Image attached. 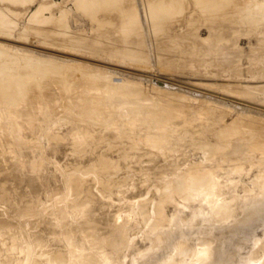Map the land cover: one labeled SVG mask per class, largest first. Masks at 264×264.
Instances as JSON below:
<instances>
[{"label":"rangeland","instance_id":"374dc122","mask_svg":"<svg viewBox=\"0 0 264 264\" xmlns=\"http://www.w3.org/2000/svg\"><path fill=\"white\" fill-rule=\"evenodd\" d=\"M175 1L183 9L174 11L172 4L171 12L161 11L164 23V17L169 14L167 27L162 22L166 28L161 26L158 34L144 40L139 33L131 36L126 28L123 30L124 17L123 21L119 20L121 15L130 12L135 2L122 8L129 12L121 11V15L113 18L100 17L97 5L95 8L99 11H95L99 16L86 17L77 6L79 0H0V17H3V21L0 18V85L15 80L9 85L10 91L19 93H12L15 95L12 100L11 95L6 98L0 93V186L4 184L9 190L7 193L15 195L19 189L24 192L26 186L30 187V179L33 182L36 178L42 186L34 194L35 200L20 194L25 202L26 198L35 201L29 207L27 202L20 203L22 198L17 194L19 206L24 211L28 208L25 216L18 202L15 207L13 201L11 207L0 201V264H264V0H231V3L215 0L217 4L208 0L214 3L211 6L207 0L206 3L204 0L202 3L201 0ZM136 2L141 5L139 0ZM136 5L133 11L139 12L134 15L131 11L130 17H138L144 8ZM66 11L67 24L63 22ZM224 11L227 20L222 16L224 20L217 23L215 13ZM202 15L214 24L208 25L210 21L205 18V25ZM246 15L250 16L249 21L243 18ZM197 18L203 21L197 24ZM161 19L159 22L155 18L158 23ZM115 23L119 30L122 28L121 33ZM46 31L52 34L53 41L41 37ZM125 32L131 37H124ZM136 40L147 45L141 46ZM30 52L45 57L49 53L63 55L69 61H63L66 63L64 67L63 62L57 66L59 69L48 67L39 56L31 54L30 60ZM36 61L45 67L38 64L36 70L32 66ZM91 64L112 69H104L106 75L110 70L114 72L110 71V80L104 73L103 77L111 82L112 88L115 85L114 90L120 83L142 85L143 91L157 100L150 98L149 101L141 92V96L136 93L139 97L134 93L137 98L130 92L136 98L132 100L126 92L127 97L115 96L120 100L114 101L111 92L114 90L109 91L111 84L106 82L110 87L105 84L107 90L102 86L103 93L107 90L113 96L105 94L112 104L103 106L105 113L100 115L96 109H102L101 105L93 110L83 104L91 94L102 92L93 88L95 78L90 75L98 69L87 71L92 68ZM127 71L133 80L139 75L140 80L147 81L145 75H156L178 88L158 86L152 80L146 85L131 83L125 78ZM139 87L135 89L141 91L143 88ZM26 100L28 103H23ZM82 100L84 106L80 105ZM152 101L156 107L148 105ZM166 104L172 107L168 109ZM132 106L134 113L139 108L135 115ZM116 107L120 112L123 110L122 115L116 116ZM121 107L127 109L124 111ZM155 112L161 116L157 117ZM168 113L172 115L168 117ZM91 129L94 138H86V132H92ZM16 154L26 161L22 157L17 161ZM32 161L38 164L40 161L44 167L39 168L40 164L34 167L37 163ZM30 164L39 168L34 169L39 171L35 176L31 175L34 171ZM28 168L32 173H26ZM68 178L75 185L71 191ZM2 186L0 191L4 190ZM196 190L200 193L204 190L206 200H203L204 191L200 194ZM207 191L211 192L206 194ZM61 196L66 198L63 200ZM53 212L63 220L59 226L53 223L56 221ZM95 220H100L99 226H94ZM117 221L126 225L120 226ZM47 222H52L53 227ZM110 224L113 225L110 228L119 231L113 233ZM22 239L28 240L21 242ZM15 244L24 250L17 252Z\"/></svg>","mask_w":264,"mask_h":264},{"label":"bare ground","instance_id":"6f19581e","mask_svg":"<svg viewBox=\"0 0 264 264\" xmlns=\"http://www.w3.org/2000/svg\"><path fill=\"white\" fill-rule=\"evenodd\" d=\"M7 1H8V0H7ZM177 1H178V0H177ZM184 1H185V0H184ZM193 1H194V0H193ZM199 1H200V0H199ZM199 1H198V2H199ZM202 1H203V0H201V3H202ZM207 1H208V0H207ZM218 1H219V0H218ZM4 2H5V0H4ZM76 2H77V1H76ZM130 2H131V3H132V2H135L134 4L132 3V6H131L132 9H129V11L131 12V11H133V7H134L135 4L139 5L138 2H136V0H92V1H90V0H85V1H83V2L79 0V3H80V4L77 3V6H78V8H81V10H82V12H83L84 14H86V17L91 16V15L93 16L94 14H96L97 16H99V14H97V13L100 12V14H101L100 17H105V16L110 15L111 17L114 18V17H116V16H118V15H121V14H122L121 11H123V13L127 12L128 10L124 11V10H122V8H124V6H126L127 4L130 5ZM175 2H176L175 0H139V3H141V5H142L144 8H143L142 10H140V13L137 14L138 17L133 16V15H132V17H130V15H129L130 12H129V11H128L129 13H127L128 16H127V14H126V16H125V15H121L122 18L119 17V18H121V19H119V20H122V21H123V17H124V20H125V21H124V24H122V25H124V26H122V27H123V30H124V28H126L127 31H126V30H124V31H126V32H128V33L131 32V34L129 33L131 36H132L133 34H135V33H136V34L139 33V35H142V37H143L144 40H146L148 36H152V35H154V34H158L160 31H159L158 33H157V31H158L160 28L164 27V25L162 26V22H163V24H165V23L168 21V20H167V16H169L168 13L171 12L169 9H171V7L173 6L172 4H174V6H175V7L173 6V8H175V9H173L174 11H178V10H180V9L182 8V7H180V6H176V5H175ZM181 2H182V1H181ZM188 2H189V1H188ZM191 2H192V1H191ZM198 2H197V3H198ZM204 2H205V0H204ZM213 2H215V0H214ZM213 2H212V4H211L210 1H208L207 4L209 3V5L211 6V5H214ZM221 2H222V1H221ZM229 2L231 3V0H229ZM183 3H184V2H183ZM192 3H193V2H192ZM205 3H206V2H205ZM205 3H203V4H205ZM217 3H218V2H217ZM217 3L215 2V4H217ZM224 3H226V4L228 5L227 2H224ZM230 3H229V4H230ZM176 4L178 5V3H176ZM189 4H190V3H189ZM193 4H194V3H193ZM207 4H206V5H207ZM81 5H82V6H81ZM96 5L100 8V11H99V8H98V10H96V8H97ZM137 5H136V6H137ZM141 5H139V6L142 7ZM179 5H181V4H179ZM196 5H197V4H196ZM196 5H195V6H196ZM209 5H207V6H209ZM247 5H248V4H247ZM95 6H96V8H95ZM136 6H135V7H136ZM139 6H137V7H139ZM181 6H182V5H181ZM202 6H203V5H202ZM220 6L222 7L223 5H220ZM249 6H250V5H249ZM127 7H129V6H126V8H127ZM140 7H139V8H140ZM158 7H159V8H158ZM188 7L190 8L191 5H188ZM192 7H193V6H192ZM214 7H215V6H214ZM217 7H218V6H217ZM223 7H224V6H223ZM226 7H227V6H226ZM126 8H125V9H126ZM139 8H138V9H139ZM193 8L195 9L196 7H193ZM199 8H201V7H199ZM215 8H216V7H215ZM140 9H141V8H140ZM182 9H183V8H182ZM205 9H206V8H205ZM217 9H219V7H218ZM2 10H3V8H2ZM95 10H96V11H99V12L96 13ZM163 10H164V11L169 10L168 13H167L168 15H166V13H164V14L166 15V17H164L165 15L163 16V14H162V16L164 17V20L166 21L165 23H164V21H162L163 18H162L161 15H160V14H161V11H162V13L164 12ZM196 10H197V9H196ZM212 10H213V9H212ZM222 10H223V9H222ZM224 10H225V8H224ZM119 11H120V12H119ZM136 11L139 12V10H136ZM136 11H135V12H136ZM217 11H218V10H217ZM256 11H257V10H256ZM256 11H255V12H256ZM135 12L133 11V14H134V15H136ZM259 12H260V11H259ZM0 13H1V10H0ZM119 13H120V14H119ZM210 13H211V12H210ZM222 13H223V15H222ZM222 13H221V14H220V13H215L214 16H217L215 19H216V20L218 19V20H217V23H218V22H221L220 20L223 19L222 16L225 15L226 17H228L226 14H224L225 11L222 12ZM11 14H12V13H11ZM65 14H66V15H65L64 18H63V20H64L63 22L67 24V23L69 22V19H68V21H67V14H68L67 11H66ZM175 14H176V13H175ZM198 14H199V13H198ZM247 14H248V13H247ZM1 15H2V13H1ZM1 15H0V16H1ZM96 15H94V16H96ZM158 15H159L162 19H161V18H157ZM185 16H186V15H185ZM202 16L204 17V15H202ZM202 16H199V18H201ZM205 16H206V15H205ZM225 16H224V18H225ZM9 17H11V16L9 15ZM125 17H126V18L128 17V18L125 19ZM207 17H208V16H207ZM247 17H250V16H249V15H248V16H247V15H246V16H243V18H247ZM0 18H1V17H0ZM2 18H3V17H2ZM2 18H1V19H2ZM96 18H98V17H96ZM155 18H156V20H158V19L160 20V19H161V23H158V22L155 20ZM205 18H206V17H204V22H205ZM212 18H213V16H211V19H212ZM240 18H241V17H240ZM105 19H106V18H105ZM193 19H194V18H193ZM193 19H192V20H193ZM202 19H203V18H202ZM202 19H201V20H202ZM207 19L210 21L209 17L206 18V21H207ZM225 19L227 20V18H225ZM37 20H38V19H37ZM42 20H43V19H42ZM159 20H158V21H159ZM201 20H200V19L198 20V18H197V22H196V20L193 21V22H194V23L196 22V23L198 24L199 22H202V21H203V20H202V21H201ZM212 20H214V19H212ZM216 20H215V21H216ZM223 20H224V19H223ZM247 20H248V18H247ZM1 21H3V19H2ZM4 21H5V19H4ZM48 21H49V19H48ZM65 21H66V22H65ZM106 21H108V19H107ZM198 21H199V22H198ZM215 21H212V22H215ZM248 21H249V20H248ZM253 21H254V20H253ZM45 22H46V21H45ZM159 22H160V21H159ZM171 22H172V21H171ZM171 22H170V23H171ZM204 22H203V24H204ZM0 23H1V22H0ZM39 23H40V22H39ZM47 23H48V22H46L45 24H47ZM103 23H105V22H103ZM116 23H117V22H116ZM116 23H115V24H116ZM119 23H122V22L119 21ZM168 23H169V22H168ZM189 23H190L189 25L191 26V23H192V22L190 21ZM196 23H195V24H196ZM207 23H208V25H209V23H211V21H210V22L207 21ZM249 23H250V22H249ZM66 24H65V25H66ZM166 24H167V23H166ZM166 24H165V25H166ZM197 24H196V25H197ZM200 24H201V23H200ZM203 24H202V25H203ZM213 24H214V23H211V25H213ZM252 24H253V23H251V25H252ZM254 24H255V23H254ZM0 25H1V24H0ZM104 25H105V24H104ZM116 25H117V24H116ZM193 25H194V24H193ZM205 25H206V22H205ZM208 25H207V26H208ZM161 26H162V27H161ZM246 26H247V25H246ZM119 27L121 28V24H120ZM166 27H167V25H166ZM166 27H164V28H166ZM36 28H37V27H36ZM66 29H67V28H66ZM116 29H118V25H117V28H116ZM140 29H143L142 33L139 32ZM49 30H50V28H49ZM118 30H119V29H118ZM123 30H122V28H121V30H119L120 33H121V31H123ZM160 30H162V29H160ZM60 31H61V30H60ZM126 32H125V34H124V37H127V36L129 35V34H127ZM134 32H135V33H134ZM55 33H57V32H55ZM132 33H133V34H132ZM61 34H62V32H61ZM122 34H123V32H122ZM122 34H121V36L119 35V38H121V39L123 38V37H122V36H123ZM126 34H127V35H126ZM42 35H44V36H41L42 38L44 37L43 39H45V40L50 39L51 41H53V40H52V37H53V36H52L51 33L49 34V31H48V32L46 31V33H42ZM125 35H126V36H125ZM130 35H129V36H130ZM139 35H135V36H139ZM46 36H47V37H48V36H51V37H50V38H49V37L47 38ZM131 36H130V37H131ZM133 36H134V35H133ZM55 38H56V37H55ZM68 38H69V37H68ZM126 39H127V38H126ZM141 39H142V38H141ZM141 39H139V40L141 41ZM143 39H142V40H143ZM50 40H49V42H50ZM47 41H48V40H47ZM128 41H129V40H128ZM133 41H134V40H133ZM147 41H148V40H147ZM122 42H123V41H122ZM143 42H144V41H143ZM136 43H138L137 40H136ZM139 43H140V42H139ZM139 43H138V44H139ZM0 44H2V42H0ZM140 44H142V42H141ZM144 44H145V43H143L141 46H143ZM136 45H137V44H136ZM145 45H147V43H146ZM145 45H144V46H145ZM193 45H194V44H193ZM0 46H1V45H0ZM115 47H116V46H115ZM122 48L125 49V47H122ZM162 48H164V47H161V49H162ZM165 48L169 49L170 47H169V48H168V47H165ZM126 49H127V48H126ZM143 49H144V48H143ZM170 49H172V48H170ZM133 50H134V49H133ZM165 50H166V49H165ZM161 51H162V50H161ZM161 51H160V52H161ZM45 52H47V51H45ZM157 52H158V51H157ZM166 53H167V52H166ZM15 54H16V53H15ZM28 54H29V53H28ZM31 54L34 55V56L36 55V56L41 57L42 60H43V63H44L46 66H48V67H57V66L61 65V63H62L63 61H65V60L67 61V59H65V56L63 57V55L60 56V55H56V54L49 53V56H51V57H49V56H48V57H47V56L45 57V56H41V55H39V54H37V53H35V52H30V54H29V55H30V56H29V57H30V60H31V58H32V57H31V56H32ZM157 54H158V53H157ZM163 54H164V53H163ZM2 55H3V54H2ZM2 55H1V56H2ZM161 55H162V53H161ZM6 56H8V55L6 54ZM6 56H5V57H6ZM156 56L158 57L159 55H156ZM164 56H165V55H164ZM1 58H2V57H1ZM6 58H7V57H6ZM24 58H26V57L24 56ZM4 59H5V58H4ZM4 59H3V60H4ZM33 59H34V58H33ZM63 59H64V60H63ZM69 59H70V58H69ZM159 59H160V56H159ZM3 60H2V61H3ZM8 60H9V59H8ZM25 60H26V59H25ZM34 60H35V59H34ZM79 60H80V59H79ZM14 61H15V60H14ZM28 61H29V60H28ZM68 61H69V60H68ZM68 61H67V62H68ZM0 62H1V61H0ZM18 62H19V61H18ZM41 62H42V61H41ZM22 63H23V62H22ZM43 63H40V64L38 63V64H39V66H40V65L43 66ZM65 63H66V62H63L62 67H64L63 65H64ZM70 63H71V62H70ZM74 63H75V62H74ZM76 63H78L77 60H76ZM82 63H84V62L81 61V64H82ZM20 64H21V61H20ZM33 64H35V65H32L33 68L36 69L37 67H35V66L38 65V64H37V61H36V63L34 62ZM67 64H68V63H67ZM86 64H87V62H86ZM88 64H89V63H88ZM88 64H87V65H88ZM97 64H98V63H97ZM99 64H100V63H99ZM5 65H6V64H5ZM24 65H26V64H24ZM68 65L70 66L71 64H68ZM72 65H73V63H72ZM74 65H75V64H74ZM77 65H80V61H79V63H78ZM83 65H84V64H83ZM83 65H82V66H83ZM89 65H90V64H89ZM89 65H88V66H89ZM6 66H7V65H6ZM18 66L20 67V65H18ZM100 66H101V65H100ZM110 66H111V65H110ZM24 67H25V66H24ZM44 67H45V66H43V68H44ZM78 67H79V66H78ZM78 67H77V68H78ZM80 67H81V65H80ZM91 67H92V68H91V69H88L87 71H91V72L93 71V72H94V69H98V71L96 70V72L94 73V75H92V74L89 72V73L91 74L90 76H93V77L95 78V81H94V83H93V88H94V89H100V90H102V92H101V95H100V94H96L95 92H93V94H94V93H95V94H94V95L91 94V97H90V98L87 97V98H89V99L85 98V102H84L83 104H84V105H85V104L89 105L90 107H88V108H93V107H95V106H98V104L101 105L102 107H103V106L108 107L109 105L112 104V102H109V101H108V100H110V99H108L109 97L119 96V97L121 98L122 95H123V97H127V94H125L126 92H128V95H129L130 98H132V100H135V99H136L135 97L138 96V94H136V93H139V96H141L143 93H145L144 95L147 97V100H149V101H150L151 99H152V100L154 99L155 101L157 100V98H153V96H152V98L149 97L150 94L148 95V93L144 92V91H143L144 88L142 87V85H140V82H142L141 84L144 83V84L146 85V83H147L149 80H150V81H151V80L153 81L154 78L160 80V78H158V77H157L156 75H154L153 73H152V74H153L154 76H152V75H145V76L147 77V81H143L142 78H144V74H140L142 80L139 79V78H140L139 75H138V79H134V80H133V78H131V76H130V71H127L126 73H127L128 76H130V78H128L127 75H125V76H126L125 78L130 79V80H131V83H132V81H133V82H137V83L139 82L138 84L140 85V87L137 86V85H134V86H135L136 88L139 87V89L142 87L143 89H140L141 91L136 90L135 87H133V84H131L132 86L130 85V83L127 84V82H126L127 79H126V81H124V82H126L127 86H125L126 84H125L124 82H123V84H125L124 86L122 85V83H120V85H122L123 87L120 86V85L118 86V85L116 84V86H118V87H117L118 89L115 88V90H114L113 88H114L115 85H114L113 88H112V84H111V82H109V80H110L109 76H111V73L114 74V72L111 71L112 69L109 68L108 66H107V67H106V66H105V67H102V66L99 67V65H98V66L96 65V67H94V64H91ZM8 68H10V67L8 66ZM39 68H40V67H39ZM57 68H58V67H57ZM67 68H68V67H67ZM73 68H74V67H73ZM81 68H82V67H81ZM101 68H103V69H101ZM106 68H108V70L111 69V70H110L111 73H110V71H108V74L106 75L105 73H107V71L104 70V69H106ZM4 69H6V68L4 67ZM45 69H47V68H45ZM50 69L53 70V68H50ZM58 69H59V68H58ZM64 69H65V68H64ZM68 69H70V68H68ZM75 69H76V68H75ZM79 69H80V68H79ZM79 69H78V70H79ZM84 69H85V68H83V69H81V70H84ZM113 69H114V68H113ZM18 70H19V69H18ZM26 70H27V69H26ZM36 70H37V69H36ZM36 70H34V71H36ZM40 70H41V68H40ZM42 70H43V69H42ZM42 70H41V71H42ZM54 70H55V72H57L56 69H54ZM54 70H53V71H54ZM62 70H63V69L61 68V71H62ZM66 70H67V69H66ZM71 70H72V68H71ZM102 70H104V71L102 72ZM143 70H144V69H143ZM27 71H28V70H27ZM41 71H40V73H41ZM141 71H142V70H141ZM36 72L39 73L38 71H36ZM66 72H67V71H66ZM73 72H76V71L73 70ZM78 72H79V71H78ZM23 73H24V72H23ZM23 73H22V74H23ZM37 73H35V74H37ZM86 73H87V72H86ZM103 73H104L106 76H105ZM126 73H125V74H126ZM132 73H134V72H132ZM149 73H150V72H149ZM75 74H76V73H75ZM80 74H81V73H80ZM84 74H85V73H84ZM117 74H118V73H117ZM137 74H138V73H137ZM108 75H109V76H108ZM133 75H134V74H132V76H133ZM25 76H26V79H27V75H25ZM50 76H51V75H50ZM50 76H49V77H50ZM81 76H82V75H81ZM87 76H88V75H87ZM90 76H89V77H90ZM103 76H105L106 78H109V80L107 81V79H106L105 77H103ZM135 76H136V75H135ZM52 77H54V76H52ZM73 77H74V76H73ZM93 77H92V78H93ZM133 77H134V76H133ZM50 78H51V77H50ZM55 78H56V77H55ZM85 78H86V77H85ZM134 78H135V77H134ZM9 79L11 80V78H9ZM40 79H41V78H40ZM86 79H88V77H87ZM89 79H90V78H89ZM105 79H106V81L104 82ZM161 79H162V78H161ZM12 80H13V79H12ZM27 80H28V79H27ZM48 80H49V79H48ZM50 80H51V79H50ZM59 80H60V79H59ZM78 80H81V79L78 78ZM78 80H76V81H78ZM145 80H146V79H145ZM162 80H163V79H162ZM164 80H165V79H164ZM173 80H174V79H173ZM7 81H9V80H7ZM7 81H6V82H7ZM13 81H15V80H13ZM13 81H12V83H14ZM76 81H75V82H76ZM81 81L83 82V80H81ZM175 81H176V80H175ZM40 82H41V80H40ZM79 82H80V81H79ZM79 82H78V83H79ZM91 82H92V79H91ZM91 82H90V83H91ZM103 82H104V83H103ZM106 82H107V83L109 82V85L111 84V87L108 86V85L106 84ZM128 82H129V80H128ZM165 82H166V81H165ZM169 82H170V81H169ZM12 83H11V81H10V82L3 83L2 85H0V93H1L3 96H6V98H9L10 95H11V97H10L11 100H12V96H13L14 93H15V95H17V94L19 95V93H16V92L13 93V92L10 91V86H9V85H11ZM29 83L33 84V82H30V81H29ZM37 83H38V82H37ZM137 83H135V84H137ZM170 83H171V82H170ZM15 84H17V82H16ZM53 84H54V83H53ZM57 84H58V83H57ZM82 84H83V83H81V86H82ZM105 84H106L107 87H110V88H109L110 90H109L108 88L105 87ZM149 84H153V83H149ZM154 84H156V83L154 82ZM171 84H173V83H171ZM33 85H35V84H33ZM55 85H56V84H55ZM89 85H90V84H89ZM128 85H129L130 87H129ZM156 85H158V84H156ZM156 85H155V86H156ZM16 86H17V85H16ZM18 86H19V85H18ZM31 86H32V85H31ZM90 86H91V85H90ZM102 86H104V87H103L104 89H107V90H109V91H111V89L114 90V92L111 91V92L113 93V94H112L113 96L109 95L110 93H108L107 90H104V93H103ZM151 86H153V85H151ZM155 86H154V87H155ZM158 86H159V85H158ZM25 87H26V86H25ZM82 87H83V86H82ZM85 87H86V86H85ZM30 88H32V87H30ZM71 88H72V87H71ZM83 88H84V87H83ZM168 88H169V87H168ZM174 88H175V87H174ZM20 89H21V88H20ZM33 89H35V87H34ZM36 89H37V88H36ZM43 89H44V88H43ZM57 89H58V88H57ZM79 89H80V88H79ZM149 89H150V88H149ZM156 89H158V87H156ZM15 90H16V89H15ZM68 90H70V87H69ZM68 90H67V91H68ZM81 90H82V88H81ZM84 90H85V89H84ZM90 90H91V89H90ZM90 90H88V91H90ZM177 90H178V89H177ZM177 90H176V91H177ZM20 91H21V90H20ZM20 91H18V92H20ZM32 91H33V90H32ZM34 91H36V90H34ZM34 91H33V92H34ZM42 91H43V90H42ZM58 91H59V90H58ZM79 91H80V90H79ZM105 91H107V93H105ZM25 92H26V91H25ZM37 92H38V91H37ZM44 92H45V90H44ZM44 92H43V93H44ZM59 92H60V91H59ZM86 92H87V91H86ZM86 92H85V93H86ZM90 92H91V91H90ZM90 92H89V93H90ZM130 92H131V94H133V95H134V93L137 95V96L134 95V96H135V97H134L135 99H133V95H132V97H131V94H129ZM140 92H141L142 94H141ZM151 92H152V90H151ZM157 92H161V91H158V90H157ZM12 93H13V94H12ZM26 93H27V92H26ZM28 93H29V92H28ZM38 93H39V92H38ZM38 93H37V94H38ZM45 93H46V92H45ZM68 93H69V91H68ZM70 93H71V90H70ZM20 94L22 95V93H20ZM47 94H48V93H47ZM86 94H87V93H86ZM105 94H106V95L108 94L109 97L106 98V95H105ZM124 94H125L126 96H125ZM140 94H141V95H140ZM15 95L13 96V98L15 97ZM59 95H60V97H61V94H59ZM108 95H107V96H108ZM153 95H154V97H155V95H156L155 92H153ZM33 96H36V95H33ZM46 96H47V95H46ZM139 96H138V97H139ZM22 97H23V96H22ZM44 97H45V96H44ZM119 97H118V98L115 97V98H112V99H113L114 101H115L116 99H117V100H120ZM123 97H122V98H123ZM138 97H137V98H138ZM4 98H5V97H4ZM4 98L2 97L1 99H4ZM6 98H5V99H6ZM36 98H37V97H36ZM38 98H39V94H38ZM38 98H37V99H38ZM45 98H46V97H45ZM150 98H151V99H150ZM160 98H161V97H160ZM16 99H20V96H17ZM28 99H29V98H28ZM54 99H55V98H54ZM54 99H53V100H54ZM59 99H60V98H59ZM112 99H111V101H112ZM127 99H128V98H127ZM13 100H14V99H13ZM29 100H31V99H29ZM45 100H46V99H45ZM86 100H87V101H86ZM14 101H15V100H14ZM26 101H27V102H26ZM26 101H24L23 103H28V100H26ZM35 101H36V100H35ZM78 101H79V100H78ZM155 101H154V103H153V101H152L150 104L148 103V105H151V104H154V105H155V103H156ZM174 101H175V100H174ZM16 102H17V101H16ZM48 102H49V101H48ZM75 102H76V101H75ZM82 102H83V100L81 101V104H80V105H83ZM171 102H172V104H174L173 101H171ZM7 103H8V102H7ZM76 103H80V102H76ZM139 103H140V102H139ZM1 104H2V101H1ZM169 104H171V103L169 102ZM169 104H168V105L166 104L167 107H168V109H169V107H172V106H169ZM8 105H9V104H8ZM25 105L27 106V104H25ZM72 105L75 106V103L72 104ZM84 105H83V106H84ZM135 105H137V104H135ZM135 105H134V106H135ZM154 105H153V106H154ZM6 106H7V105H6ZM101 106H100V108H101ZM137 106H138V105H137ZM8 107H9V106H8ZM10 107H11V106H10ZM20 107H21V106H20ZM72 107H73V106H72ZM75 107H79V106L76 105ZM75 107H73V108H75ZM86 107H87V106H86ZM139 107H141V106L139 105ZM155 107H156V105H155ZM165 107H166V106H165ZM165 107H164V108H165ZM69 108H70V107H69ZM79 108H80V107H79ZM79 108H78V109H79ZM98 108H99V107H98ZM98 108H97V109H98ZM117 108H118V107H116V108L114 109V111H115ZM122 108L124 109V107H121V110H122ZM173 108H174V107H173ZM173 108H170V109L173 110ZM175 108L177 109V107H175ZM181 108H182V107H181ZM183 108H185V107H183ZM222 108H224V107H222ZM225 108H226V107H225ZM229 108H230V107H229ZM6 109H7V108H6ZM51 109H52V108H51ZM97 109H96V112H97V111L101 112V113H100V115H101L102 112H104V109H105V108L103 107L102 109H98V110H97ZM110 109H111V108H110ZM118 109H120V108H118ZM118 109H117L116 112H115V113L117 114L116 116L122 115V111H123V110L120 112ZM126 109H127V108H126ZM126 109H124V111H125ZM131 109H133V106L131 107ZM131 109H130V110H131ZM135 109H137V107H136ZM138 109H139V108H138ZM138 109H137V110H138ZM1 110H2V109H1ZM4 110H5V109H4ZM7 110H8V109H7ZM15 110H17V109L15 108ZM20 110H21V108H20ZM79 110H80V109H79ZM93 110H95V108H93ZM130 110H129V108H128V112H129V114H132V113H130ZM137 110H135V111H136V112H135L136 114H137ZM159 110H160V109H159ZM159 110H158V111H159ZM112 111H113V110H112ZM138 111H139V110H138ZM154 111H156V110H154ZM231 111H232V110H231ZM1 112H2V111H1ZM6 112H7V111H6ZM8 112H9V111H8ZM99 112H97V113H99ZM119 112H120V114H118ZM132 112L134 113V109L132 110ZM180 112H181V111H180ZM180 112H179V114H180ZM213 112H214V111H213ZM13 113H16V112H13ZM37 113H38V112H37ZM75 113H76V112H75ZM104 113H105V112H104ZM126 113H127V112H126ZM135 113H134V115H135ZM155 113H156V112H155ZM158 113H159V112H158ZM158 113H156L155 115H157V117H158V116H161V115H159ZM211 113H212V112H211ZM29 114H30V112H29ZM41 114H42V113H41ZM129 114H128V115H129ZM169 114L172 115V113H168V117H170ZM3 115H5V114H3ZM15 115L17 116V114H14V116H15ZM163 115H164V114H163ZM183 115H184V114H183ZM210 115H211V114H210ZM19 116H20V115H19ZM84 116H85V115H84ZM111 116H112V114H111ZM129 116H131V115H129ZM132 116H133V115H132ZM164 116L166 117L167 114L164 115ZM164 116H162L161 118L159 117V118L162 119ZM184 116H185V115H184ZM1 117H2V114H1ZM1 117H0V119H1ZM4 117H5V116H4ZM11 117H13V115H11ZM68 117H69V116H68ZM89 117H90V116H89ZM172 117H173V116H172ZM177 118H178V117H177ZM211 118H212V117H211ZM3 119H4V118H3ZM17 119H18V118H17ZM69 119H70V118H69ZM72 119H73V118H72ZM91 119H92V117H91ZM154 119H156V118H154ZM186 119H187V118H186ZM19 120H20V119H19ZM62 120H63V119H62ZM0 121H1V120H0ZM28 121H29V120H28ZM187 121H188V120H187ZM1 122H2V121H1ZM37 122H38V121H37ZM39 122H40V121H39ZM80 122H81V121H80ZM86 122H87V121H86ZM14 123H15V122H14ZM173 123H174V122H173ZM1 124H4V125H5V123H1ZM8 124H9V123H8ZM19 124H20V123H19ZM159 124H160V123H159ZM159 124H158V125H159ZM4 125H3V127H4ZM16 125H17V124H16ZM130 125H131V124H130ZM160 125H161V124H160ZM20 126L22 127V125H20ZM88 126H89V125H88ZM88 126H87V127H88ZM106 126H107V125H106ZM126 126H127V125H126ZM133 126H134V125H133ZM139 126H140V125L138 124V126H136V127H139ZM6 128H7V127H6ZM22 128H23V127H22ZM15 129H16V128H15ZM89 129H90V128H89ZM132 129H133V128H132ZM132 129H131V130H132ZM205 129H206V128H205ZM7 130H8V129H7ZM17 130H18V128H17ZM91 130H92V129H91ZM105 130H106V129H105ZM182 130H183V129H182ZM4 131H5V130H3V132H4ZM48 131H49V130H48ZM118 131H119V130H118ZM25 132H26V131H25ZM75 132H77V131H75ZM89 132L92 133V134H90V133L86 132L87 135L90 134L89 136H87L85 133H84V134L86 135V136H85L86 138L91 139L90 137L93 135L94 132H93V130H92V132H91V131H89ZM204 132H205V131H204ZM6 133H8V132H6ZM98 133H99V132H98ZM37 134H38V133H37ZM55 134H56V133H55ZM94 134H95V133H94ZM167 134H168V133H167ZM4 135H5V134H4ZM4 135H3V136H4ZM9 135H10V134H9ZM219 135H220V134H219ZM10 136H11V135H10ZM0 137H2V136L0 135ZM5 137H6V138H9V137H7V136H5ZM11 137H12V136H11ZM82 137L84 138V135H82ZM96 137H97V136H96ZM98 137H99V136H98ZM130 137H131V136H130ZM13 138H14V137H13ZM38 138H39V136H38ZM86 138H85V139H86ZM92 138H94V137L92 136ZM128 138H129V137H128ZM155 138H156V137H155ZM186 138H187V137H186ZM74 139H75V138H74ZM96 139H98V138H96ZM140 139H141V138H140ZM2 140H3V139H2ZM4 140H5V139H4ZM17 140H18V138H17ZM19 140H20V139H19ZM21 140H22V139H21ZM83 140H84V139H83ZM142 140H143V139H142ZM161 140H162V139H161ZM5 141H6V140H5ZM40 141H41V140H40ZM225 141H226V140H225ZM227 141H228V140H227ZM6 142H7V141H6ZM50 142H51V141H50ZM52 142H53V141H52ZM11 143H12V142H11ZM17 143H18V142H17ZM40 143H41V142H40ZM98 143H99V142H98ZM229 143H230V142H229ZM50 144H51V143H50ZM71 144H72V143H71ZM93 144H94V143H93ZM139 144H140V143H139ZM146 144H147V143H146ZM170 144H171V143H170ZM174 144H175V143H174ZM212 144H213V143H212ZM227 144H228V143H227ZM69 145H70V144H69ZM136 145H137V144H136ZM140 145H141V144H140ZM228 145H229V144H228ZM3 146H4V145H3ZM3 146H2V148H3ZM5 146H6V145H5ZM70 146H71V145H70ZM70 146H69V147H70ZM67 147H68V146H67ZM177 147H178V146H177ZM4 148H5V147H4ZM70 148H71V147H70ZM6 149H8V148H6ZM93 149H94V148H93ZM211 149H212V148H211ZM72 150H73V149H72ZM94 150H95V149H94ZM157 150H158V149H157ZM16 152H17V151H16ZM68 152H70V151H68ZM85 152H86V151H85ZM205 152H208V151H205ZM18 153H19V152H18ZM70 153H71V152H70ZM155 153H156V152H155ZM71 154H72V153H71ZM100 154H101V153H100ZM207 154H208V153H207ZM16 155H17V154H16ZM12 156L14 157V155H12ZM17 156H18V155H17ZM19 156H20V153H19ZM19 156L16 158L17 161H19L20 159H18V158H21V157H22L21 160H22L23 162L26 161V160H25L26 158L23 159V156H22V155H21V157H19ZM105 156H106V155H105ZM172 156H173V155H172ZM206 156H207V155H206ZM42 157H43V156H42ZM46 157H47V156H46ZM208 157H209V156H208ZM107 158H108V157H107ZM8 159H9V158H8ZM45 159H46V158H45ZM93 160H94V159H93ZM101 160H102V159H101ZM116 160H118V159H116ZM172 160H173V158H172ZM204 160H205V159H204ZM206 160H207V159H206ZM14 161H15V160H14ZM41 161H42V160H41ZM112 161H114V160H112ZM118 161H120V160H118ZM201 161H202V160H201ZM32 162L37 163V161H32ZM32 162H31V163H32ZM38 162H39V164H40V161H38ZM76 162H78V161H76ZM90 162H91V161H90ZM80 163H81V162H80ZM114 163H115V162H114ZM118 163H119V162H118ZM32 164H33V163H32ZM39 164L37 163V165H35V164H33V165H34V167H35V166L37 167ZM93 164H94V163H93ZM104 164H105V163H104ZM111 164H112V162H111ZM95 165H96V164H95ZM29 166H31V164H30ZM29 166H26V167H29ZM40 166H42V167H39V168H41V169L44 167V166L41 165V164H40ZM82 166H83V165H82ZM96 166H97V165H96ZM193 166H194V165H193ZM31 167L33 168V171H34V169H39V168H34L33 166H31ZM31 167H30V168H31ZM30 168L27 169L26 173H28V174H29V173H32V170H29ZM254 168H255V167H254ZM41 169H40V170H41ZM28 170H29V171H28ZM36 171L39 172L38 170H36ZM36 171H34V173L31 174V175H32V176H35V174H36L35 172H36ZM100 171H101V170H100ZM79 172H80V171H79ZM106 172H107V171H106ZM132 172H133V171H132ZM89 174H90V173H89ZM74 175H75V174H74ZM89 176H90V175H89ZM91 176H92V175H91ZM181 177H182V176H181ZM226 177H227V176H226ZM33 178H34V177H33ZM205 178H206V177H205ZM88 179H90V178H88ZM202 179H203V178H202ZM65 180H67V179H65ZM83 180H85V179H83ZM83 180H82V181H83ZM91 180H93V179L91 178ZM159 180H160V179H159ZM30 181H31V183H32L31 185L29 184ZM30 181L28 182V184L30 185V187H29V186H26V185L23 186V188H24L25 186H26L27 188L29 187V189L27 190V192H25V191H26L25 189H27L26 187L24 188V192H23L22 189H19L20 192L16 191L17 194H19L20 198H22V200H19L20 203L25 202V201H24L25 199L23 200V197H22V196H24V195H22L23 193H25V195L27 194V196H29V198H31V199H34V198H33V197L35 196L34 194H37V193H38V188H39V186H40V184L38 185V180L35 178V181L33 180V182H32V179H30ZM67 181H69V183L66 182V183L69 184V185H68V186H69V187H68L69 191L73 190V189L75 188V185L73 184L72 181H70L69 178H68ZM88 181L90 182V180H88ZM162 181H163V180H162ZM192 181H193V180H192ZM76 182H78V181H76V179H75V183H76ZM85 182H86V181H85ZM89 182H88V184L90 185ZM91 182H92V181H91ZM105 183H106V182H105ZM181 183H182V182H181ZM28 184H27V185H28ZM84 184H85V183H84ZM92 184H93V183H92ZM108 184H109V183H108ZM202 184H203V183H202ZM2 185H4V184H2ZM2 185H1V186H2ZM197 185H198V184H197ZM1 186H0V187H1ZM2 187H3V186H2ZM40 187H42V186H40ZM45 187H46V186H45ZM90 187H91V186H90ZM102 187H103V186H102ZM20 188H22V187H20ZM172 188H173V187H172ZM2 189L5 190L6 188L3 187ZM199 189H200V190H199ZM199 189H198V191L201 192V188H199ZM4 190H1V191H3V192L0 191V201H3V202H7V203H9V204L11 205V207H12V203H13V201L16 202L15 204H13L15 207L17 206V202H18V208H20V210H21L22 207L19 206L20 203H19V201H17V199L19 198V196H18L17 194H16V195H17V196H16V195L12 192V193L14 194V196H15V197H14L13 195H11L12 193H10V192L7 193V192L9 191L8 189H6L5 192H4ZM17 190H18V189H17ZM41 190H42V189H41ZM160 190H161V189H160ZM206 190H207V189H206ZM85 191H86V189H85ZM198 191L196 190L197 193H200V192H198ZM203 191H204V190H202V193H203ZM210 192H211V191H210ZM210 192L207 191L206 194H208V193H210ZM6 193H7V194H6ZM84 193H86V192H84ZM202 193H200V194H202ZM20 194H21L22 196H21ZM40 194H41V193H40ZM181 194H182V193H181ZM83 195H84V194H83ZM86 195H87V194H86ZM204 195H205V191H204L203 196H204ZM11 196H13V197H11ZM30 196H32V197H30ZM37 196H38V195H37ZM64 196H65V195H64ZM163 196H164V195H163ZM188 196H189V195H188ZM17 197H18V198H17ZM24 197H26V196H24ZM96 197H97V195H96ZM199 197H200V196H199ZM29 198H26V200H27L26 202H27V204H28V207H29V204H30V206H31V205L33 204L32 202L35 200V199H34V200L30 201L31 199H29ZM35 198H37V197H35ZM61 198H62V196H61ZM64 198H66V197H64ZM64 198H62V199L64 200ZM90 198H91V197H90ZM90 198H89V199H90ZM197 198H198V197H197ZM197 198H195V199H197ZM202 198H203V197H202ZM28 199H29V200H28ZM37 199L39 200V197H38ZM62 199H60V200H62ZM69 199H70V198H69ZM86 199H87V198H86ZM162 199H163V198H162ZM165 199H166V198H165ZM169 199H170V198H169ZM199 199L201 200V198H199ZM199 199H198V200H199ZM38 200H36V201L38 202ZM92 200H93V198H92ZM163 200H164V199H163ZM185 200L188 201L189 199L187 198V199H185ZM190 200L192 201V199H190ZM193 200H194V199H193ZM203 200H206L205 196H204V199H203ZM71 201H72V199H71ZM81 201H82V200H81ZM85 201H86V200H85ZM182 201H184V200H182ZM26 202H25V203H22V204H25V205H26ZM29 202H31V203H29ZM34 202H35V201H34ZM83 202H84V201H83ZM73 203H74V202H73ZM75 203H76V202H75ZM182 203H184V202H182ZM96 204H97V203H96ZM110 204H111V203H110ZM179 204H180V203H179ZM3 205H4V204H3ZM6 205H7V204H6ZM20 205H21V204H20ZM107 205H108V204H107ZM184 205H185V203H184ZM8 207H9V206H8ZM64 207H65V206H64ZM67 207H68V206H67ZM71 207H72V206H71ZM132 207H133V206H132ZM9 208H10V207H9ZM30 208H31V207H30ZM57 208H58V207H57ZM100 208H101V207H100ZM26 210H28V208H26ZM26 210H25V211H26ZM21 211H23L22 213L24 214L25 211L23 210V208H22ZM21 211H20V213H21ZM55 211H56V210H55ZM160 211H161V210H160ZM177 211H178V210H176V212H177ZM41 212H42V211H41ZM56 212H57V211H56ZM56 212H55V213H56ZM69 212H70V211H69ZM20 213H19V214H20ZM22 213L20 214L21 216H23ZM38 213H39V212H38ZM42 213H43V212H42ZM55 213L53 212V214L56 215V217H55V218H56V219H55L56 221H54L53 223H56V224L61 223L63 220L60 221L59 218H57V217H58L57 214H55ZM64 213H65V212H64ZM161 213H162V211H161ZM36 214H37V213H36ZM176 214H177V213H176ZM25 215H27V214H24V216H25ZM34 215H35V214H34ZM58 215H59V214H58ZM173 215H174V214H173ZM173 215H172V217H173ZM154 216H155V215H154ZM96 219H98V218H96ZM126 219H128V218L126 217ZM155 220H156V219H155ZM173 220H174V217H173ZM98 221H100V220H95V221H93L94 226H96V225L99 223ZM106 221H107V220H106ZM108 221H109V220H108ZM115 221H116V220H115ZM94 222H96V223H94ZM113 222H114V220H113ZM118 222H119V221H117V223H118ZM47 223L49 224V222H47ZM117 223H116V224H117ZM119 223H120V222H119ZM119 223H118V224H119ZM121 223H122V222H121ZM121 223L119 224L120 226H121ZM48 224H47V225H48ZM50 224H52V222H50ZM50 224H49V225H50ZM95 224H96V225H95ZM111 224H112V223H111ZM111 224L109 225V228H110L111 226H113L115 223H113V225H111ZM122 224H123V223H122ZM124 224H125V223H124ZM124 224H123V225H124ZM155 224H156V223H155ZM45 225H46V224H45ZM52 225H53V224H52ZM52 225H50V227H53ZM88 225H91V224L87 223V226H88ZM99 225H100V223H99ZM99 225H97V226H99ZM125 225H126V224H125ZM125 225H124V226H125ZM58 226H59V224H58ZM92 226H93V225H92ZM116 226L118 227V225H116ZM120 226H119L118 228H120ZM42 227H43V226H42ZM114 227H115V225H114ZM122 227H123V226H122ZM43 228H44V227H43ZM45 228H46V229H49V227L47 228L46 226H45ZM54 228H57V225H55ZM54 228H53V229L50 228V229L54 231ZM1 229H2V228H1ZM112 229H113V231H114V230H115V231H116V230L119 231V229H117V228H116V229H114L113 227L110 228V230H112ZM121 229H122V228H121ZM113 231H112V232H113ZM115 231H114L113 233H115ZM16 235H17V234H16ZM5 236H6V235H5ZM106 236H107V235H106ZM18 238H19V237H18ZM23 238H25V237H23ZM19 239L21 240V236H20ZM19 239H18V240H19ZM85 239H86V238H85ZM23 240H28V239H22L21 242H23ZM70 241H71V240H70ZM71 242H72V241H71ZM86 242H87V241H86ZM124 243H125V242H124ZM126 243H127V242H126ZM67 244H68V242H67ZM123 245H124V244H123ZM134 245H136V244H134ZM125 246H126V245H125ZM132 246H133V245H131V246L129 245L128 247H132ZM17 247H18V248H17ZM15 248L17 249V252H21V251L24 250L23 247H19V246H17L16 244H15ZM134 249H135V248H134ZM147 249H148V248H147ZM7 250H8V249H7ZM10 252H11V251H10ZM13 253H14V252H13ZM15 253H16V252H15ZM27 254H28V253H26V255H27ZM48 254H49V253H48ZM12 255H14V254H12ZM26 255L23 254V256H26ZM37 255H38V254H37ZM123 255H124V254H123ZM47 256H48V255H47ZM47 256H46V257H47ZM32 257H33V256H32ZM52 257H53V256H52ZM56 257H57V256H56ZM6 258H7V257H6ZM33 258H34V257H33ZM80 258H81V256H80ZM18 259H19V258H18ZM18 259H17V260H18ZM39 259H40V258H39ZM41 259H42V258H41ZM72 259H73V258H72ZM77 259H79V256H78ZM52 260H53V259H52ZM18 261H19V260H18ZM22 261H23V260H22ZM22 261H21V262H22ZM71 261H72V260H71ZM91 261H92V260H91ZM125 261H126V260H125ZM47 262H48V260H47ZM95 262H96V261H95ZM23 263H24V262H23ZM30 263H31V261H30ZM32 263H33V262H32ZM40 263H41V262H40ZM50 263H51V262H50ZM71 263H72V262H71ZM75 263L77 264V262H75ZM75 263H74V264H75ZM90 263H91V262H90ZM4 264H5V263H4ZM41 264H42V263H41ZM72 264H73V263H72ZM83 264H84V263H83ZM85 264H86V262H85Z\"/></svg>","mask_w":264,"mask_h":264},{"label":"water","instance_id":"95a60500","mask_svg":"<svg viewBox=\"0 0 264 264\" xmlns=\"http://www.w3.org/2000/svg\"><path fill=\"white\" fill-rule=\"evenodd\" d=\"M153 82H155V83H157V84H159V85H161V86H168V87H171V88H178V85H173V84H171V83H169V82H165V81H163V80H158V79H156V78H154V80H153ZM194 93H197V92H194ZM232 104H234L236 107H241L240 106V104L239 103H235V102H233Z\"/></svg>","mask_w":264,"mask_h":264}]
</instances>
